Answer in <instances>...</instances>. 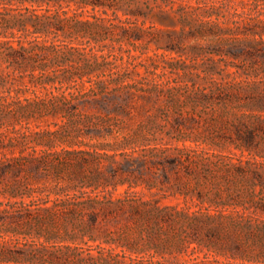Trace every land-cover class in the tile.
<instances>
[{
    "label": "rangeland",
    "instance_id": "374dc122",
    "mask_svg": "<svg viewBox=\"0 0 264 264\" xmlns=\"http://www.w3.org/2000/svg\"><path fill=\"white\" fill-rule=\"evenodd\" d=\"M262 102L264 0H0V264L237 263L188 221L147 227L126 213L92 226L26 209L53 205L39 187L91 191L101 171L140 176L142 159L187 154L184 193L162 204L214 209L219 189L250 187L230 163L264 161L233 140ZM45 159L53 169L30 168Z\"/></svg>",
    "mask_w": 264,
    "mask_h": 264
},
{
    "label": "trees",
    "instance_id": "16d2710c",
    "mask_svg": "<svg viewBox=\"0 0 264 264\" xmlns=\"http://www.w3.org/2000/svg\"><path fill=\"white\" fill-rule=\"evenodd\" d=\"M251 52V55L255 54ZM259 108L264 110V102L260 104ZM251 117L254 120H250L246 125L243 124L245 128L238 129L233 140L241 148L250 152L257 150V154L264 157V149L260 146V141H257L260 131L264 132V116L259 114ZM113 150H117V147H113ZM72 153L75 152H67L68 155ZM81 153L85 156L79 160L81 165L92 161L89 157H94L93 154L86 151ZM105 154L97 152V157L93 158L97 161V165L106 156ZM127 162L130 163L131 160L128 159ZM30 164V168L33 167L36 170L42 164L48 169H53L54 159L49 161L45 159L38 163L30 162ZM141 164L144 168L142 173L140 172V176H137L134 167L121 172L114 170L111 176L106 175L103 171L99 172V176L87 185L92 187L91 191L71 193L72 187L61 185V181H58L52 188L39 187L37 192L42 193L50 189L49 194L53 193L57 197L51 200L53 205L47 208L35 201L34 209H26L28 216L38 218L42 211H46L53 220L69 219L73 221L79 217L88 218V223L92 226L100 222V217H103L105 221H110L126 213H130L131 218L141 221L147 227H152V225L161 227L166 223L176 221V219L184 220L190 223L197 234H199V230L206 228L207 234L218 236L223 241L222 252L239 260L237 263L228 262L225 264H264V171L262 170L264 161L239 159L238 163H230L228 173L235 179L239 177L240 181L250 183V187L237 188L226 196L219 189L214 199L216 204L214 209L200 204L196 205L197 209H192L188 205L179 208L178 205L162 204L163 198L184 193L182 190L185 188L183 186V171L185 169L190 175L193 172L190 155H185L184 159L183 156L174 158L164 156L160 161L148 157L142 159ZM61 165L63 166V164ZM169 171H173L175 174L174 183ZM59 173L61 174L60 171ZM123 173L133 175V178L130 176L118 178ZM139 179L146 184L148 199L145 198L147 194L131 190L135 185L140 184ZM125 183L129 184L125 192L119 196L115 195L116 187ZM109 185H113L114 190L109 189ZM257 186L262 188L257 191ZM221 230H227V233L223 234Z\"/></svg>",
    "mask_w": 264,
    "mask_h": 264
}]
</instances>
